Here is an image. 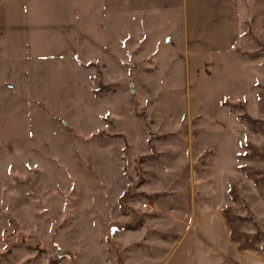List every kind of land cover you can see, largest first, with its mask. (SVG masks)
<instances>
[{
    "label": "rangeland",
    "instance_id": "1",
    "mask_svg": "<svg viewBox=\"0 0 264 264\" xmlns=\"http://www.w3.org/2000/svg\"><path fill=\"white\" fill-rule=\"evenodd\" d=\"M119 3L7 1L0 264H264L262 242L230 239L264 234L253 1L240 41L211 54L178 37L181 0Z\"/></svg>",
    "mask_w": 264,
    "mask_h": 264
},
{
    "label": "crops",
    "instance_id": "2",
    "mask_svg": "<svg viewBox=\"0 0 264 264\" xmlns=\"http://www.w3.org/2000/svg\"><path fill=\"white\" fill-rule=\"evenodd\" d=\"M8 0L0 3V32L10 29ZM112 3V0H107ZM255 22L264 27V0H252ZM16 2V3H15ZM247 0H181L175 21L181 26L178 37L190 41L194 53H218L229 51L242 36L241 5ZM18 0H13L17 4ZM120 12L128 9V0H120ZM14 19L16 28L19 19ZM176 24V25H177Z\"/></svg>",
    "mask_w": 264,
    "mask_h": 264
},
{
    "label": "trees",
    "instance_id": "3",
    "mask_svg": "<svg viewBox=\"0 0 264 264\" xmlns=\"http://www.w3.org/2000/svg\"><path fill=\"white\" fill-rule=\"evenodd\" d=\"M247 119L250 120L251 124L259 123L258 121L254 120V119H251V118H247ZM230 214H231V209H227L224 211V216H225V218L227 220L226 222H228V224L232 223V219L230 217ZM230 239L235 241V242H239L240 239H243V243H240V246H239L240 251L256 248L255 246L257 245L258 242H262L264 245V234H262L260 232H257L255 235H251V234H246V233H238L235 230H232L230 233Z\"/></svg>",
    "mask_w": 264,
    "mask_h": 264
},
{
    "label": "built area",
    "instance_id": "4",
    "mask_svg": "<svg viewBox=\"0 0 264 264\" xmlns=\"http://www.w3.org/2000/svg\"><path fill=\"white\" fill-rule=\"evenodd\" d=\"M144 208H148V205L144 204Z\"/></svg>",
    "mask_w": 264,
    "mask_h": 264
}]
</instances>
